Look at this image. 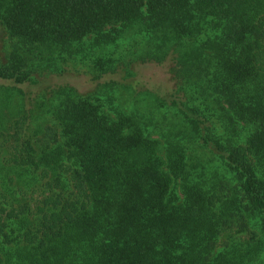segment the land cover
<instances>
[{
	"label": "trees",
	"instance_id": "trees-1",
	"mask_svg": "<svg viewBox=\"0 0 264 264\" xmlns=\"http://www.w3.org/2000/svg\"><path fill=\"white\" fill-rule=\"evenodd\" d=\"M0 264H264V0H0Z\"/></svg>",
	"mask_w": 264,
	"mask_h": 264
},
{
	"label": "rangeland",
	"instance_id": "rangeland-1",
	"mask_svg": "<svg viewBox=\"0 0 264 264\" xmlns=\"http://www.w3.org/2000/svg\"><path fill=\"white\" fill-rule=\"evenodd\" d=\"M167 65V64H166ZM165 63L159 64L154 62L138 63L135 64V70L137 72V78H139L144 84L152 87H160V85L168 84V74L166 71ZM81 71H65L60 76H49L48 83L53 84L57 82H70L74 84L80 90L86 89L93 84V81L89 79ZM32 89V88H31Z\"/></svg>",
	"mask_w": 264,
	"mask_h": 264
}]
</instances>
